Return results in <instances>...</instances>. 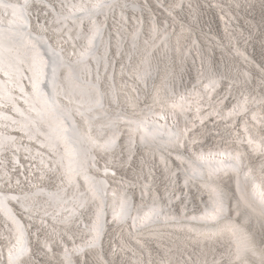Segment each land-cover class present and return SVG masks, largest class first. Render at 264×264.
Instances as JSON below:
<instances>
[{"label": "bare ground", "instance_id": "6f19581e", "mask_svg": "<svg viewBox=\"0 0 264 264\" xmlns=\"http://www.w3.org/2000/svg\"><path fill=\"white\" fill-rule=\"evenodd\" d=\"M0 264H264V0H0Z\"/></svg>", "mask_w": 264, "mask_h": 264}, {"label": "rangeland", "instance_id": "374dc122", "mask_svg": "<svg viewBox=\"0 0 264 264\" xmlns=\"http://www.w3.org/2000/svg\"><path fill=\"white\" fill-rule=\"evenodd\" d=\"M258 2V1H257ZM228 9H231V7H228ZM172 13H174V11H171ZM224 17H227L226 15H224ZM217 33V32H216ZM216 33H214L215 34V36L217 37V35H216ZM218 38H219V40H221V37H219V35H218Z\"/></svg>", "mask_w": 264, "mask_h": 264}]
</instances>
